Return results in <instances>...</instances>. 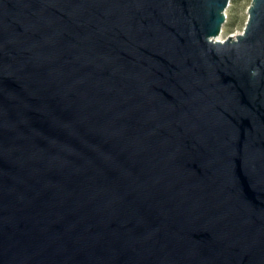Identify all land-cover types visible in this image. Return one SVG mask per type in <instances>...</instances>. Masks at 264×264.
<instances>
[{
    "label": "water",
    "instance_id": "obj_1",
    "mask_svg": "<svg viewBox=\"0 0 264 264\" xmlns=\"http://www.w3.org/2000/svg\"><path fill=\"white\" fill-rule=\"evenodd\" d=\"M0 0V264H264V0Z\"/></svg>",
    "mask_w": 264,
    "mask_h": 264
},
{
    "label": "rangeland",
    "instance_id": "obj_2",
    "mask_svg": "<svg viewBox=\"0 0 264 264\" xmlns=\"http://www.w3.org/2000/svg\"><path fill=\"white\" fill-rule=\"evenodd\" d=\"M252 0H231L226 13V21L222 26L223 36L241 33L246 26L249 15V6Z\"/></svg>",
    "mask_w": 264,
    "mask_h": 264
},
{
    "label": "bare ground",
    "instance_id": "obj_3",
    "mask_svg": "<svg viewBox=\"0 0 264 264\" xmlns=\"http://www.w3.org/2000/svg\"><path fill=\"white\" fill-rule=\"evenodd\" d=\"M231 2V1H230ZM230 5V3H229ZM228 8V7H227ZM227 10V9H226ZM225 14H226V17H227V13L225 11ZM226 21V20H225ZM224 24V23H223ZM223 26V25H222ZM243 32L241 33H235V34H231V35H228L227 37H233V38H237L238 35L242 34ZM227 37L223 36V33L222 31L218 34V36L216 37L217 40H220V41H223L225 40Z\"/></svg>",
    "mask_w": 264,
    "mask_h": 264
}]
</instances>
